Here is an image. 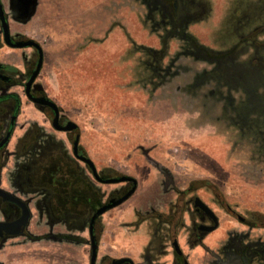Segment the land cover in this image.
Wrapping results in <instances>:
<instances>
[{"label":"rangeland","instance_id":"obj_1","mask_svg":"<svg viewBox=\"0 0 264 264\" xmlns=\"http://www.w3.org/2000/svg\"><path fill=\"white\" fill-rule=\"evenodd\" d=\"M8 1L17 6L25 0ZM144 1L37 0L36 12L28 22L16 20L11 8L8 19L13 34L32 39L42 47L44 65L38 82L66 117L78 125L80 144L98 173L109 169L110 178L131 176L143 187L145 180L147 183L150 179L149 173L165 181L164 173L168 170L176 191L201 188L200 198H215L225 209L231 207L237 213L254 217L264 215V128H252L256 120L262 125L264 118L250 111L243 88L227 86L219 91L225 95L224 103L215 104L217 97L210 95V104L204 111L201 100L207 93L201 90L194 100L185 86L194 82V70L212 72L216 66L185 55L188 45L182 39L166 38L170 25L160 23L157 14L152 20ZM199 1L205 6L206 18L210 13L214 18H222L228 4L235 7L241 0ZM215 2L217 6L223 4L222 12L220 8L216 11ZM202 17V13L197 15L185 28L190 30L191 25L200 24L195 27L200 28L199 37L206 26L212 32L218 29L209 19L201 21ZM230 28L231 25L225 26V36ZM214 38L208 35L209 40ZM231 38L227 39L228 46L235 43ZM194 40L204 47L196 37ZM225 42L216 41L213 46L220 49ZM154 50L165 51L156 76L151 65ZM31 52L4 46L0 60L10 56L20 64L23 54ZM255 96L263 98L262 89ZM245 105L248 109L243 108ZM209 112L216 117L210 120ZM29 117L38 118L24 104L21 121ZM94 183L103 196V204L124 187L102 185L95 180ZM156 192L153 199L157 204L150 211L134 214L132 206L125 203L120 211H109L99 219L102 222L114 215L113 227L115 220L132 219L141 264L148 263L142 260L147 242L157 241L151 225L156 218L154 212H161L156 206L165 196L160 186ZM145 199L146 208H150ZM213 208L223 219H231L216 205ZM33 213L35 216L36 212ZM30 231L41 235L45 229H38L34 222ZM84 237L89 239L86 234ZM20 241L19 246L7 248L5 254L14 258L5 263L88 264V249L81 243ZM165 242L160 243H164L166 251L160 256L155 254L159 264L171 263V258L164 256Z\"/></svg>","mask_w":264,"mask_h":264},{"label":"flooded vegetation","instance_id":"obj_2","mask_svg":"<svg viewBox=\"0 0 264 264\" xmlns=\"http://www.w3.org/2000/svg\"><path fill=\"white\" fill-rule=\"evenodd\" d=\"M147 4L152 20L154 14H159L160 23L170 25L166 38L182 39L188 45L185 55L214 64L213 73L234 86H241L250 101V107L245 105L243 108L249 107L250 111L264 118V97L255 96L259 84L264 81V0L239 2L236 14L228 22L231 28L226 35L236 42L230 49L219 53L200 46L185 28L197 15L205 12L202 1L147 0ZM11 36L14 44L32 40L12 31ZM4 46L7 45L0 28V51ZM23 49H31L32 52L23 54L20 64L13 62L10 56L0 60V254L7 255V248L19 246L20 240L69 245H77L78 242L88 249L87 259L91 264L90 226L97 210L94 211V205L82 206L81 199L84 193L94 195V186L97 188L94 180L102 183L94 178L91 168L75 155L74 144L80 135L79 127L74 131L61 130L71 121L62 109L58 106L57 117L53 108L36 102L47 99L56 103L44 85L38 82L43 66L34 83L29 84L37 69L40 53L34 47ZM164 54V50L151 52L153 76L159 74ZM24 104L31 107L38 118L29 117L21 121ZM259 124L256 120L252 128H264V122ZM78 154L88 157L81 144ZM11 162L14 172L4 176V170ZM64 173L76 175L67 177L62 175ZM99 174L103 180L112 179V170ZM164 176V193L172 195L170 200L164 201L168 211L153 214L156 218L151 231L157 241L147 242L143 262L159 264L155 254L160 256L166 251L164 243H160L166 240L167 252L164 256L171 258L170 264H192V253L197 249L205 253L208 264H264V215L254 217V214L237 213L231 207L225 209L215 198H200L198 192L201 188L176 191L171 175L165 171ZM122 184L124 187L112 193L105 204L113 198L122 197L134 186L133 182ZM2 192L8 194L9 200L1 196ZM198 199L210 212L198 205ZM17 200L26 203L31 218L23 235L11 236L12 229L7 225L18 222L23 216V208ZM213 205L225 211V216L231 218V224H226V219L217 213ZM99 219L93 223L92 230L98 244L95 264H135L129 256L115 257L102 253L104 227ZM34 222L38 229H45L44 233L34 235L30 231ZM85 234L89 239L84 237ZM210 238H214V249L208 246ZM12 258L8 255L9 261ZM0 264L6 263L0 260Z\"/></svg>","mask_w":264,"mask_h":264},{"label":"crops","instance_id":"obj_3","mask_svg":"<svg viewBox=\"0 0 264 264\" xmlns=\"http://www.w3.org/2000/svg\"><path fill=\"white\" fill-rule=\"evenodd\" d=\"M145 1L147 4V0H145ZM1 3H2V5L5 9L6 15L8 17L10 15V8L12 7V3H10V1H8V0H1ZM216 4L217 3L215 2L214 5L216 8V11H218V9L220 8L221 12H222V5L223 4L221 3L222 4L221 6H217ZM238 4L235 5V7H231L228 4L227 6L229 8H227V7L225 8V14L222 13L223 14L222 18L221 17L220 18H214L211 15V13H210L209 17L206 18L207 13L205 10V12L203 13V17H202L201 21L209 19L210 21H212L211 22L212 25H215L214 28L218 27L217 30L212 32V30L206 26V29L204 30V34L206 35V37L204 34L202 36L200 35V37L198 36V33L200 32V28L195 30V27L198 25L200 27V24H198V25L194 24V26L191 25L190 30L188 29L189 28L188 27L187 33L192 35L194 38L196 37V39H198L201 42V44L204 45V47L209 48L215 52L219 53V52L226 51V50L230 49L235 43H232L230 46H228L229 43H227V41H228L227 39L229 37L225 36V33H226L225 26L228 25V22L230 21L231 16L234 13L236 14V9L239 7ZM147 7H149L148 4H147ZM157 15L159 16V14H157ZM9 21L10 20L8 19V22ZM150 21H152V20H150ZM208 35H213L215 38L213 40H209ZM231 39L235 40L234 38H231ZM216 41H218V42L226 41V42H225V45L224 46L222 45L220 49H216L213 46V43L215 44ZM154 51L156 52L157 50H154ZM193 72H195L194 73L195 74L194 82L185 86V91L187 93H190L191 97L194 98V100L195 99L197 100V98H199L198 95H196V94H198L201 90H202V92L207 93L203 97V99L201 100L202 104H203L202 108L204 111H205L206 105L210 104V103H208L210 101L209 100L210 95L213 96V98L217 97L215 104L224 103V101L226 100V99H224L225 95L219 92L222 87L227 86L229 88H231V87L242 88L241 86H234L230 81L224 80L223 78H221L219 76L218 77L217 76L211 77L212 76L210 74L211 72L207 71V70H203V71H201V73H199L195 70ZM209 74L211 76L207 77V75H209ZM216 77H217V79H216ZM166 84H169V81ZM170 84L173 85V82L170 81ZM210 88H213V90H211ZM214 88H215V90H214ZM258 89H262V92H264V81L261 82V85L259 84L255 94H257ZM244 94L247 97L246 91ZM209 113H210V120L212 118L216 117L214 115V112L213 113L209 112ZM204 117H205V120L207 121V117L206 116H204ZM222 119L224 120V119H226V117L224 116ZM242 127H243V124H242L241 128ZM262 129H263V127H262ZM12 171H13V166H12V162H11L8 165V167L5 168L4 176L9 175V173H11ZM167 173H168V175H171L170 174L171 172L169 173V171H168ZM122 176H125V175H122ZM129 177H131V176H129ZM132 178H134V177H132ZM149 178L150 179L147 183L145 180V182H144L145 185H143V187L138 182V180L136 178H134L137 181V190H136L135 194L128 201L125 202V203L129 204L130 206H132V208L134 210V214L144 213V212L150 211L152 209L153 205L157 204L155 202V200L153 199V197H154L155 193H157L156 190H157V188L159 189V186H160V189H162L163 192H161V193H163L165 198L160 199L161 203L159 206H156V209L158 211L163 212V213L168 211L167 206L164 205V201H165V199L170 200V197L172 194H169L167 196L165 195L164 189H163V184H162L164 182L163 179H159L156 176L154 177L153 173H149ZM144 194H145V196L143 198L142 195H144ZM145 197L147 198V205H151L150 208H146L145 203L143 202V200L144 201L146 200ZM202 197H204V196H202ZM124 204H122L121 206H119L113 210L118 209L117 211H120ZM113 219H114V215H109L108 218L102 220V225L104 227V231H103L102 238H101L102 253H109L110 255L115 256V257L123 256V255L129 256L135 264H141V262L139 260L140 249L138 248L139 246H137V244L135 243V242H137V238H135V235L137 233L134 232L135 229L133 228V225H132V219L129 221L121 220V219L115 220L116 227H113V225H112ZM225 221H226V224H231V223H229L231 221V219L225 220ZM143 227H144V225H142L140 227L139 232L143 229ZM126 232H128V233H126ZM127 234L129 235L128 236L129 238L125 239ZM209 240H210V242L208 243V246H210L211 249H214L215 248L214 238H210ZM183 246L185 247V245H183ZM15 252H17V251H15ZM6 259H8V255H3V257H0V260H2V261H6ZM16 263L19 264V262H16ZM191 263L192 264H208L207 256L205 255V253L201 249H197L192 253ZM6 264H9V262H6Z\"/></svg>","mask_w":264,"mask_h":264},{"label":"water","instance_id":"obj_4","mask_svg":"<svg viewBox=\"0 0 264 264\" xmlns=\"http://www.w3.org/2000/svg\"><path fill=\"white\" fill-rule=\"evenodd\" d=\"M36 6H37V0H28V1H24V3L22 5H17V6H12L11 10L14 13V18L20 22L26 23L30 20V18L35 14L36 12ZM15 12L17 13V16L15 15ZM0 25H1V29L4 35V41L6 43V45L12 49H23V48H36L38 50V52L40 53V60L37 66V69L35 70L34 74L31 77L30 83L32 84L34 83V81L37 79V77L39 76L42 66H43V49L42 47L34 40H29L27 42L24 43H18V44H14L12 42V36H11V31H10V24L8 22V17L6 15L5 9L1 3L0 0ZM37 103H44L48 106H50L51 108L54 109V111L57 113V117L59 114V107L58 105H56V103L44 99V100H36ZM56 122V121H55ZM78 128V125L72 121H70L67 126L61 130L63 131H74L75 129ZM80 139L81 136L78 135L74 144V149H75V155L76 157L82 161L83 163L87 164L94 175V178L102 183V184H108V185H117V184H122L125 182H133L134 186L132 189H130L125 195H123L120 198H113L111 199L107 204L103 205L101 208H99L96 213L94 214V217L92 219V224L90 226V234H91V247H92V256H91V264H95L96 259H97V255H98V244L96 241L95 236H93V223L95 224L96 220L106 214L107 212L121 206L122 204H124L126 201H128L136 192L137 190V181L129 176H122V177H116V178H112L109 180H103L100 177V174L97 171V168L94 164V162L85 156H80L78 154V148H79V144H80ZM7 193L2 192L1 196L4 197L6 200L9 198L7 197ZM198 205L202 208H204L206 211H209V209L198 199L197 200ZM17 203L23 208V216L22 218L12 224V225H7L8 228H11L12 231L9 233L11 234V236H21L24 234V230L25 228L29 225L30 222V211L27 208L26 203L17 200ZM210 212V211H209ZM124 261V260H123Z\"/></svg>","mask_w":264,"mask_h":264},{"label":"trees","instance_id":"obj_5","mask_svg":"<svg viewBox=\"0 0 264 264\" xmlns=\"http://www.w3.org/2000/svg\"><path fill=\"white\" fill-rule=\"evenodd\" d=\"M211 75L219 76V74L210 73ZM63 176L71 177L76 175V173H64ZM103 196L100 193L99 189L94 186V195L90 193L83 194L82 200V206L92 207L94 205V211L98 210L103 206Z\"/></svg>","mask_w":264,"mask_h":264}]
</instances>
